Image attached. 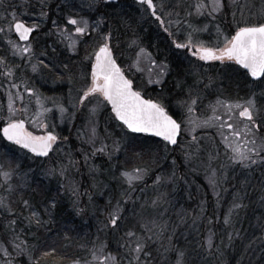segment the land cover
<instances>
[{"label":"rangeland","instance_id":"rangeland-1","mask_svg":"<svg viewBox=\"0 0 264 264\" xmlns=\"http://www.w3.org/2000/svg\"><path fill=\"white\" fill-rule=\"evenodd\" d=\"M133 1L128 9L124 5H122L121 9L125 12L128 10L136 15L137 26L133 28L134 36L129 35L130 32L128 30L123 39L119 35L117 36L112 31L108 16H106V23L102 26L101 31H112L111 46L115 59H117L119 64L120 62L122 63L120 66L133 85L136 84L140 89L139 91L147 92L150 86L158 84L150 81L164 80L167 76L160 77L157 74L159 71L158 66L161 64L169 65V63L166 62V56H164V59L162 58L166 53L161 48H157L154 41L148 42L146 47L139 48L141 44L138 40L139 34L147 33L148 28H154L153 26H158L159 24L137 2L135 3V0ZM88 2L89 0H40L41 5L44 3V6H46L49 3L51 6L45 10H39L38 5L31 3L30 0H2L0 2V27L7 29L11 20L10 13L12 12H15L17 17L27 24L35 23L41 25L30 39L33 48V55L30 61L26 58L21 59L18 56H13L12 47L8 44V40L17 43L25 42L19 41L14 32L0 33V57H3L7 61V66L15 71V75L12 77L0 74V115L7 114V89L13 82L20 84L19 92L24 97V102L21 103L17 100L15 107L20 109L27 106L29 108V112L24 116L26 120L30 117L35 119L34 113L39 109L36 105L35 97H30L28 92L25 91V84L29 88L35 89L41 96L51 97L68 109V112L62 118L57 107L50 102L46 103L45 106L51 108L52 111L40 117L36 124L28 123L27 125L28 130L34 134L44 135L46 134L45 130L42 127H37L42 121L49 125L48 131H53L59 137L53 152L48 157H37L33 153L0 138V158H6L0 163L7 164L8 160L19 163L20 168L16 173V178L21 181L23 186L21 190L26 188V185L35 178L36 182H45L51 188L59 187L63 195L68 199L70 208L77 207V212L74 213L79 219L77 226L84 227V233H88L91 226H94L95 230L104 227L105 223L102 216L106 213L108 204L95 203V199L97 202L98 198H104L106 203H108L110 197H108L107 192H109V182L113 181V175H117L120 178L122 181L120 185H127L121 177V173L124 171L140 167L147 169V174L156 172L154 179L160 177V182L152 185L149 188L150 190L147 191L153 196L152 200L162 197L166 202L163 203L162 207L156 209L152 215L149 214L150 217L157 214V221L167 223L168 227L173 226L176 231L187 229L186 234L184 233L183 235V232H181L183 236L191 233L194 236V233L200 232L202 228L200 223L205 213L214 211L210 214L212 223L210 224L208 221L207 226L203 230V233H205L206 251L210 253L212 251L207 248L209 230L205 228L212 229V227L216 226L213 224H221L219 228L223 230L222 233L227 234L225 232L226 226L222 225L218 220L219 210L221 208L224 211L223 219H225L229 208L234 203H239V200H246L243 191L247 187H251V193L254 191L253 193L256 194L259 191L256 198L251 196V199L253 198L252 201L254 200L257 203L252 208H255V210L259 209L261 213H264V167L253 166L252 169H242L239 166H235L225 169L223 165L228 163V161L224 155V147L217 130L214 127H203L196 128L193 132L192 125L188 124L187 121L190 118L196 119L197 117L200 120H204L211 116L212 113L208 106L218 98L242 102L253 93H256L257 105L264 106V101L260 99V93L264 92V85H261L260 81H251L245 72L236 66L204 65L200 61H198L199 63H185L181 67L182 72H178L174 77L175 85L177 86L174 93L171 91L168 94L161 93L159 97L157 96L159 103L162 105L168 103L178 122L181 120L185 122L182 124L178 144L170 145L163 139L153 137L149 140L138 135L128 134L123 126L117 124L112 111L108 109V103L103 101L102 97H89L78 109L74 107L77 105L80 89L86 88L90 83L91 66L94 63V53L98 50L100 36L96 32L90 31L88 36L76 37L78 43L75 50H73L67 46L70 41L59 37L57 29L67 27L68 32L74 33V26L66 25L68 17L79 19L80 16H83L89 21H94L97 18V12L87 7ZM165 3V13L168 11L179 13V16L173 15L171 17L160 13L166 23L168 19L174 22L171 27L175 29L174 33L176 35L174 36L177 42H183L189 23L197 27L208 25V31L199 34L196 38L212 46V42L216 39V24H219L224 34L231 36L234 34V28L238 21L251 20L255 23L257 20L264 19V0H239L240 4L247 5L244 8L243 17L237 14L236 19L233 20L231 15L233 9L226 7L223 13L217 15L215 21L208 17L193 16L189 18L186 16L188 11H193L190 6L195 3V0H165ZM227 3L231 4V0H227ZM168 4L176 6L169 8ZM108 7L110 5H102V11L105 13ZM41 12H45L47 15L41 16ZM177 20L180 21L179 25L175 23ZM166 25L168 26V24ZM156 31L161 37L162 31ZM45 47L53 49L50 50V48L46 49ZM56 47L63 49L60 51H63L68 57L71 56L70 59L66 58V63L60 64V61L56 60L59 57V59L64 57L61 52L57 53ZM169 47L173 48L171 42H169ZM141 49H144L145 52L141 53ZM148 53L151 54V59L156 61L157 67L151 65ZM86 57H91V59ZM39 61H43L47 67H43L40 71L34 73L31 70V65ZM65 64L67 68L64 67ZM3 71L4 65H0V73H3ZM167 72L169 73V67ZM177 75L179 76L177 77ZM190 90L193 98L199 96L193 114H189L187 107L182 103L190 99ZM12 91L15 95L16 90L13 89ZM93 108L96 109L95 113L91 111ZM73 112L75 113L74 119H69V114ZM261 117L264 118V111H262ZM257 122L259 123L260 121L258 120ZM4 123V120H0V127ZM93 128L95 129V134H93ZM193 135L197 137V141H193ZM261 139H264V127L257 133L258 142ZM90 140L93 142H89ZM141 144L152 148L150 147L151 150L147 148L148 150L146 151V147L141 146ZM101 147H104L103 152L96 151V149ZM117 147L119 148L118 151H116ZM216 149H219V158L209 162V154L215 155ZM93 153L95 154L93 155ZM86 158L87 162H85ZM102 159L108 161L107 167ZM69 160L75 163L72 166H68L64 176H60V166L68 165ZM14 166L15 164H13ZM51 168L57 170L56 175L47 174V170ZM213 169L216 171V176L214 177L217 181L215 189L210 183V179L213 178ZM225 171L227 172V179L223 176ZM147 174L142 181L143 183L150 177ZM252 175L257 176L258 180L253 181ZM74 177H80L79 181L75 180ZM250 178L253 181V185H245ZM244 181L245 184H242ZM2 183H4L3 178ZM180 185H182L183 189L181 197L179 192L181 191ZM13 188L12 193L5 190V198L8 203L9 200L15 199L13 194L16 190L14 184ZM73 188L78 190V196L73 195ZM216 192L219 193V196L215 194ZM163 194H166V196ZM206 195L210 196L212 202L208 203L204 199L203 196ZM140 205L144 206L145 203L141 202ZM242 205V208L246 206ZM201 207L204 209L203 212H201ZM140 208L141 211L139 212L142 216H145V212L148 214L144 210L145 206ZM78 209H83L84 211L78 212ZM171 210L175 211L174 215L177 218L182 219L184 215L187 216V211H189L190 216L194 217L191 220L179 219L176 222H173L174 220L171 222L168 220V214H170ZM160 212L162 215H160ZM9 213H12V211ZM258 216L259 214H257ZM197 217L199 219H196ZM235 217H238V215L235 214ZM12 220L16 221V219ZM194 220L195 223L193 222ZM16 227H19L18 222H16ZM72 228L74 227L72 226ZM102 230L107 232L105 227ZM77 231L79 233L78 227ZM256 232L263 234L264 237V225L258 226ZM236 233L235 235L227 234V236L236 238ZM212 239L214 243V236ZM95 240L97 241V239ZM98 242L102 241L98 240L93 245L98 244ZM153 247L154 244L152 249ZM115 248L117 247L115 246ZM83 249L85 250L86 248L83 247ZM159 249L156 247L155 251L157 252ZM106 251L118 257L123 254V251H109L108 249ZM161 251L165 252L164 250L159 252ZM82 254L84 257L78 258V260H81V264H83V260L91 258L89 250H85ZM155 256L156 253L153 252V257ZM201 262L203 264V261Z\"/></svg>","mask_w":264,"mask_h":264},{"label":"snow or ice","instance_id":"snow-or-ice-1","mask_svg":"<svg viewBox=\"0 0 264 264\" xmlns=\"http://www.w3.org/2000/svg\"><path fill=\"white\" fill-rule=\"evenodd\" d=\"M2 2V0H0ZM112 0H89L87 7L90 10L97 12V18L94 21H89L83 16L79 19L75 17H68L66 25L74 26V33H70L67 27L58 28L57 33L60 38L66 41H70L67 46L75 50L78 40L76 37H83L90 35V31H94L100 36L98 42V50L94 53V64L91 66L90 83L86 88L80 89L79 99L75 108L83 105L89 97H102L103 101L111 104L112 111L115 113V117L123 122L128 130L132 133H147L156 137H162L164 141H167L171 145H177V137L180 136L182 130L183 120L177 121L171 115H169L167 109L161 104L152 99H144L140 92L133 90V83L128 80L122 69L116 63L113 56V50L111 46L112 31H101L102 26L106 23L107 13L102 11V5H110ZM137 3L148 12L151 17H154L156 22L163 27V31L170 37L176 35L169 31V27L173 25L171 19L167 20L169 27H164L165 19L162 15L171 17L173 15L179 16L178 12L168 11L165 13L166 3L165 0H137ZM169 8H174L176 5L168 4ZM193 11H188L186 16L191 18L208 17L215 21L217 15L224 12L228 7L233 9L231 12L233 20L236 19L237 14L243 17L244 8L246 4H240L239 0H231V4L227 3V0H195V3L190 6ZM11 20L8 23L7 29L0 27V33H16L19 41L25 43H17L12 40H8V44L12 47V55L18 56L21 59H28L29 61L33 55V48L31 45L30 37L32 34L39 30L40 24H27L23 20L19 19L15 12L10 13ZM47 13L41 12V16H45ZM115 15V13H113ZM55 23V22H54ZM179 25L180 21H175ZM216 27V39L212 42V46L208 43L199 40V34L208 31V25L203 27H197L189 23L187 25L188 31L183 37V42H177L172 40V44L176 50H187L191 57H196L201 61H219L221 64L227 62H234L246 69L252 78L259 80L261 85H264V19L257 20L253 23L249 21H238L234 28V34L229 36L224 34L219 24ZM135 43V42H133ZM141 53L145 50L141 49ZM150 59V63L153 67H157L156 61L151 59V54H147ZM91 59V57H86ZM0 65H4L3 73H0L7 77L15 75L13 68L7 66V61L0 57ZM18 67V66H17ZM47 67L43 61L34 63L31 65V70L35 73L41 70V68ZM67 68V65H64ZM158 75L164 77L168 74L167 64H161L158 66ZM154 83H161L162 80L150 81ZM23 83V81H22ZM13 89L16 90L15 95ZM20 84L11 83L7 89L8 104L6 109V115H0V120H4L5 123L0 127V138L11 142L13 145L20 146L22 149H27L31 153H34L37 157H48L53 152V145L56 144L59 137L54 134L53 131H48L49 125L42 121L37 127H42L46 134L36 135L32 131L28 130V123L36 124L40 117L45 116L51 112L52 109L46 107V103H52L57 107L63 118L64 114L68 112L62 104L51 97L41 96L35 89L29 88L25 84V91L28 92L30 97H35L38 111L34 113L35 119L31 117L25 119L24 116L29 112L27 106L23 108H16V101L24 102L23 94L19 92ZM190 99L182 102L187 107L188 113L193 114L195 112V106L199 99V96L192 97L191 90L189 91ZM260 99L264 101V92L260 93ZM209 109L212 115L208 116L204 120L189 119L188 124L192 125V131L196 128L214 127L224 147V155L227 158L228 163L223 165L225 169L228 167L239 166L242 169H252L253 166L264 167V139L259 142L257 140V133L262 127H264V118L261 117L264 106L257 105V94L253 93L247 99L241 101H230L217 99L214 103L209 104ZM222 109V111H221ZM95 113L96 109H91ZM19 113V115H18ZM75 113L69 114V119H74ZM260 121L259 123L257 121ZM93 134L95 129L93 128ZM193 141H197V137L193 135ZM89 142H93L90 140ZM119 148L117 147L116 151ZM98 152H103L104 147L96 149ZM95 153H93L94 155ZM111 158V157H109ZM219 158V149L215 150V155L209 154V162ZM87 162V158L85 160ZM75 162L68 161V165H61L59 169V175L64 176L68 169V166H72ZM13 164L15 166L13 167ZM19 163H15L12 160H8L7 164L0 163V176H2L4 183L0 184V188H4L7 185L6 191L11 193L14 188L11 183L13 174L19 171ZM7 169V170H6ZM57 170L51 168L47 170L48 175H56ZM147 169L140 167L132 168L130 171H124L121 173L124 183H126L129 189H134L137 182H142ZM27 175V174H25ZM216 176L215 169L212 170V179L210 183L215 189L217 181L214 179ZM225 179H227V172L223 173ZM160 177H157L156 183L160 182ZM72 193L78 196V190L73 188ZM219 196V193H215ZM166 196V194H163ZM130 199V197H128ZM123 200V197H122ZM121 201H117L116 205L108 213L107 224L105 228H111L118 230L120 223L123 222L124 217L122 215L124 209L121 207ZM22 204L25 208L30 209V215L24 217L28 221L29 225L35 223L40 226L43 222L40 217V213L33 210V205L26 199H22ZM162 197H157L151 201L149 207L156 210L162 207L165 203ZM111 203V201L109 202ZM133 203H135L133 201ZM50 208L55 207L53 202ZM143 208V205L141 206ZM240 203H234L229 208L228 215L224 219L226 225L231 223V216L236 209L242 208ZM0 209L11 212V205L7 202L6 198L0 196ZM45 212H49V208L44 209ZM83 209H78V212ZM204 209L201 207V212ZM162 215V213H161ZM196 219H199L197 217ZM183 222V221H182ZM195 223V220L193 221ZM139 223V231L128 230L121 238L123 243L121 247L124 249L122 256L113 255L111 252H107V243L98 242L93 245L90 250V259L83 260V264H153V252L152 245L159 240L168 230L167 223H160L157 219H148L147 217H141ZM209 223L212 221L209 219ZM16 221H9L8 227L15 232ZM215 234L210 231L207 248L211 250L214 247L212 237ZM19 239V237H17ZM99 240V238H97ZM171 241V237H168ZM231 239V236H229ZM27 245V241H21L14 244V248L18 253L22 254L26 251L23 247ZM165 253L174 252L178 253L173 264H186L185 253L175 247L166 246L164 248ZM0 252L5 257L10 256L7 247L3 246L0 242ZM5 264H10L9 261H5ZM38 264V262H34ZM72 264H81V260H74ZM165 264H167V257H165Z\"/></svg>","mask_w":264,"mask_h":264},{"label":"trees","instance_id":"trees-1","mask_svg":"<svg viewBox=\"0 0 264 264\" xmlns=\"http://www.w3.org/2000/svg\"><path fill=\"white\" fill-rule=\"evenodd\" d=\"M30 2L38 5L39 10H45L50 6L49 3L46 4V6H44L43 3L42 6L40 4V0H30ZM133 2V0H118L117 2H112L110 7L105 10V13L108 14L107 16L112 27V31L117 36L119 35L122 39L128 32H130L129 35H135L133 33V28L137 26L136 15L128 10L125 12L121 9L122 5L126 6L127 8H125L128 9ZM113 13H115V15H113ZM49 48L50 47H47L46 49ZM56 48L58 50L57 53L61 52L63 54L62 56H64L63 58L59 59V57L56 60L60 61V64L66 63V58L70 59L71 56L68 57V55L63 53V51H60L63 49L58 47ZM52 49L53 48H50V50ZM120 64L122 65L121 62ZM134 87L137 91L140 90L136 84ZM140 92L150 99L157 100L151 91L146 92L141 90ZM108 109L110 110L109 105ZM117 124L122 126V124L118 121ZM123 128L125 129V127ZM138 136L149 140L153 138L141 134H138ZM141 146L145 145L141 144ZM150 147H146V151L148 150L147 148L150 149ZM97 156L99 155L97 154ZM4 159L0 158V162H3ZM147 160H149V158H147ZM102 161L107 167L108 161L103 159ZM147 175L150 176L148 180L144 183H137L134 189H129L128 185L125 184L120 185L122 183L120 178L117 175H113V181H111V183L109 182V192H107L108 197H110L108 203H106L104 198H98L97 202L95 199V203L104 205L108 204V206H106V213L102 216L104 223L107 224L108 213L116 205L117 201H121L123 197L121 207L124 209L122 213L124 220L123 222H118L120 223V228L118 230L106 228L107 232H104L102 230L104 227L99 228V230H95V227L91 226L89 227V232L84 233V227L77 226L79 219L74 214L77 212V207L70 208L68 199L63 195L59 187L51 188L47 186L45 182H36L35 178L26 185V188L21 190L23 186L20 179L16 178L15 173L11 181L12 185L14 184L16 189L13 192L15 199L9 200V204H11L12 207V213H9L7 210L0 209V242L3 243V246L7 247L10 253V256L5 257L3 253L0 252V264H5V261H9L10 264H34V262H38V264H70L72 261L78 260L79 257L83 258L84 256L82 253L85 250L90 251L93 248L90 247L93 246L94 243H97V238H99V241L107 243V249L109 251L117 250L124 252V249L121 247V244L123 243L121 238L124 233L128 230L139 231L138 221H140L142 217L139 212L141 211L140 203H145L144 210L148 213L146 214L145 212V216L143 217H147L148 219L157 218V214H154L152 217L149 215H152L155 210L149 207L153 196L147 191L150 190L149 188L152 185L157 184V177L154 179L156 172H149ZM74 179L79 181L80 177H74ZM252 179L253 181H257L258 177L252 175ZM252 179L250 178L247 184H245V181L242 182V184L253 185ZM106 180L109 181L108 179ZM0 184H2L1 176ZM180 186L181 191L179 192L181 193V197L183 189L182 185ZM6 187L7 185L4 188H0V196H6ZM250 189L251 187H247L244 191L242 190L246 200H239V203L246 206L235 210V213L233 212L230 224H223L224 211L221 208L220 210L218 209L220 211L218 220L222 223V225L226 226L225 232L229 235H235L237 231L236 238L231 237V239H229L226 233H222L223 230L219 228L221 224H213L216 226L214 228L212 227V229L205 228L206 230H209L208 233L211 231L215 234L214 247L210 250L212 252L208 253L204 242L205 233H203V230L204 227L207 226L209 219H212L210 214L214 211H209L206 212L204 217L201 219L200 226H202V228L200 232L194 233V236L193 233L183 236L184 233L186 234L187 229L176 231L173 226L168 227L164 236L154 243L152 251L156 253V256L153 257V264H165V257H167V264H173L178 253L159 252L160 250H164L166 246L175 247L183 251L185 253L184 259L186 264H202L201 261H203V264H264V237L263 234L261 235L256 232V228L258 226L261 227L264 225V213H261L259 209L255 210V208H252L255 207L257 203H255L254 200L252 201L253 198L251 199V196L256 198L259 191L255 194L253 193L254 191L251 193ZM128 197H130V199H128ZM203 197L208 203L212 202L209 195ZM22 199L28 200L30 204L33 205V210L40 213V217L43 222L40 226H37L35 223L29 225L28 221L24 219V217H28L30 215V209L23 206L21 202ZM110 201L111 203H109ZM133 201L135 203H133ZM53 202L55 203V207L50 208L49 206ZM45 208H49V212H45ZM174 214L175 211L171 210L170 214H168L169 221L172 222L174 220L173 222H176L179 219L191 220V218L194 217L189 215V211H187V216L184 215L182 219L177 218ZM235 214H237L238 217H235ZM257 214H259L258 217ZM12 219H16V222L19 223V227L15 228V232L8 227L9 221ZM158 222L161 223L162 221ZM72 226L74 228H72ZM76 226L79 229V233ZM181 232H183V235H181ZM17 237H19V239H17ZM168 237H171V241H169ZM95 239H97V241ZM21 241H27V245L23 246L26 248V251L22 254L18 253L13 246ZM115 246L117 248H115ZM83 247L86 249L84 250ZM156 247L160 248L157 252L155 251Z\"/></svg>","mask_w":264,"mask_h":264},{"label":"flooded vegetation","instance_id":"flooded-vegetation-1","mask_svg":"<svg viewBox=\"0 0 264 264\" xmlns=\"http://www.w3.org/2000/svg\"><path fill=\"white\" fill-rule=\"evenodd\" d=\"M158 14H160V13H158ZM152 18L155 20L154 17H152ZM155 22H156V20H155ZM166 24L167 23L165 22L164 27H169ZM153 27L154 28H151V27L148 28L147 33L139 34L138 40L141 43L139 45V48L146 47L148 42L154 41V43L156 44V47L161 48L162 51H164L166 53V55H163L162 58L164 59V56H166V58H165L166 62L169 63V65H168L169 73L167 74L166 78L164 80H162L161 83H158L157 85L149 87V91H151V93L157 98V100H155V99L154 100L158 103H159L158 97L161 93H167L168 94L171 91H173V93H174L175 89L177 88V86L175 85L174 77L176 76V74L178 72H182L181 67L183 65H185V63H187V64L192 63V62L199 63L198 61H200L204 65H206V64H209V65L220 64L221 66H219V67L236 66V67L240 68L237 64H234V62H227V63L221 64L219 61H201L196 57H191L190 53L187 50H176L174 48L173 44H172L173 48H170L169 42L172 43V40L175 39V36L170 37L167 33H165L163 31V27H161L159 25L153 26ZM156 30L162 31L161 37H159V33ZM174 30L175 29H173L172 27H169L170 32L174 33ZM183 69H184V67H183ZM178 76L179 75H177V77ZM163 106L167 109V111L170 114H172V110L170 109V106L168 105V103H165V105H163Z\"/></svg>","mask_w":264,"mask_h":264},{"label":"water","instance_id":"water-1","mask_svg":"<svg viewBox=\"0 0 264 264\" xmlns=\"http://www.w3.org/2000/svg\"><path fill=\"white\" fill-rule=\"evenodd\" d=\"M112 1H115V0H112ZM136 2H137V0H135ZM17 37H18V35L16 34V33H14ZM113 56H114V54H113ZM114 58H115V56H114ZM116 60V59H115ZM94 62H95V60H94ZM116 63L118 64V62H117V60H116ZM94 64V63H93ZM119 65V64H118ZM119 67H120V65H119ZM242 67V66H241ZM121 68V67H120ZM243 68V67H242ZM246 70V69H245ZM246 72L248 73V71L246 70ZM124 73V72H123ZM249 74V73H248ZM124 75H125V73H124ZM250 75V74H249ZM125 77L129 80V78L125 75ZM251 77V76H250ZM252 78V77H251ZM253 79H255V78H253ZM256 80V79H255ZM133 90L134 91H136L135 90V88L133 87ZM142 95V94H141ZM143 96V95H142ZM144 97V99H148V98H146L145 96H143ZM109 104V106H110V108H111V110H112V106H111V104L110 103H108ZM112 113L114 114V116H115V113L112 111ZM169 115H171L170 113H169ZM172 116V115H171ZM174 119H176L174 116H172ZM116 118V117H115ZM116 120L118 121V122H120L121 124H123V122L122 121H119L117 118H116ZM125 128H126V126H125ZM127 129V128H126ZM128 130V129H127ZM128 131H130V130H128ZM131 132V131H130ZM136 134H145V135H149V136H154V135H152V134H147V133H136ZM156 137V136H155ZM179 137V136H178ZM178 137H177V139H178ZM157 138H161V139H163L162 137H157ZM8 142V141H7ZM9 143H11V142H9ZM171 145V144H170Z\"/></svg>","mask_w":264,"mask_h":264}]
</instances>
